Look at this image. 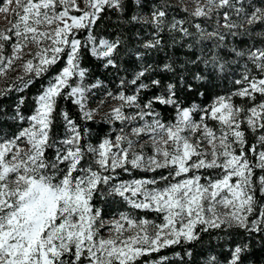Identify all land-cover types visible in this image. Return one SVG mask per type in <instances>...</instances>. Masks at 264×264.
<instances>
[{
  "label": "snow or ice",
  "instance_id": "1",
  "mask_svg": "<svg viewBox=\"0 0 264 264\" xmlns=\"http://www.w3.org/2000/svg\"><path fill=\"white\" fill-rule=\"evenodd\" d=\"M84 3L86 8L82 9L77 0H15L12 27L0 32V42L15 37L9 56L4 55V44L0 43V75L25 55L32 57L23 64L29 79L21 78V91L64 61L41 86L30 116L25 118L17 106V119L28 126L11 138L0 139V264H164L167 257L158 262L142 258L182 241L199 239L198 227L208 231L224 225L249 233L264 232V202L257 196L259 192L264 197V175L256 176V169L264 172V100L244 109L234 105L231 96H220L204 108H182L176 86L169 84L164 92L141 106L139 93L149 87L142 81L137 85L147 71L144 69L129 81L137 85L133 95L120 92L114 97L122 104L110 115L121 123L137 117L144 120L133 134L149 136L153 155H130L133 141L122 135L115 141L105 138L98 145L82 143L87 130L82 132L69 113L58 111L57 105L61 99H70L85 119L92 118L85 104L89 88L83 83L86 71L81 68V49L90 48L91 55L103 59L106 66H117L113 55L118 41H98L92 30L106 9L122 11V0ZM213 6L232 8L237 14L242 10L232 0H207V5L197 6L193 15L206 16ZM73 11L82 14H71ZM164 16L163 11L156 14L158 27ZM224 19L229 20L228 13ZM245 19L250 25L264 21V9H256ZM225 26L237 27L227 23ZM180 30L188 34L187 29ZM81 32L85 33L83 40L78 38ZM31 46L35 51L26 52ZM248 55L264 77V49L249 50ZM220 68L223 69L222 64ZM236 83L245 86L234 95L247 97L250 102L256 100L257 94L264 97V78L246 74ZM151 84L161 87L159 80H152ZM154 103L174 107V121L162 122ZM125 106L140 111L128 117L123 111ZM194 113H200L199 120ZM57 118L64 127L59 137L53 134ZM208 121L216 122V126L210 127ZM243 124L253 134L260 132L255 144L249 145ZM125 143L127 146L123 147ZM117 169L129 173L131 169L169 171L158 179L121 181ZM214 169L219 170L215 175L202 174L203 170ZM162 181L167 183L157 187ZM106 196L119 197L132 209L155 212L162 223L122 213L111 221L108 231L112 234L104 238L100 230L106 221L101 219V210L93 201ZM246 249L247 245L235 247L230 264H240Z\"/></svg>",
  "mask_w": 264,
  "mask_h": 264
},
{
  "label": "trees",
  "instance_id": "2",
  "mask_svg": "<svg viewBox=\"0 0 264 264\" xmlns=\"http://www.w3.org/2000/svg\"><path fill=\"white\" fill-rule=\"evenodd\" d=\"M232 2L242 9L238 15L243 16H250L254 9H262L264 6V0ZM160 11H163L165 16L160 18L158 27L156 14ZM222 12L229 14V20L224 19L220 23L213 13L197 17L188 8L173 0H122V11L106 9L100 14L92 35L97 40L118 41L113 55L117 66H106L103 59L91 55L90 48L81 49V68L86 71L83 83L89 88L86 96L92 100L106 92L113 95L120 92L133 95L142 81L149 87L139 93L141 106L164 92L169 84L176 86V97L182 108H204L211 105L217 97L228 95H232V102L236 106L245 102L247 97L239 99L233 92L240 88V84L236 83L243 76L239 72L240 65H252L249 50L264 49V21L243 25L232 20V16L237 14L235 9L224 7ZM226 23L235 24L237 27H226ZM196 25L200 27L197 28ZM181 28L187 29L188 34L185 35ZM220 36L224 39L220 40ZM78 38L83 40L85 33L81 32ZM147 44L156 46L148 48L145 47ZM238 52L244 55H237ZM63 65L64 61L61 60L52 73L35 79L23 91L20 90L22 77L5 85L0 92V139L11 138L22 127L27 126L26 122L22 123L17 119V106L19 113L25 118L30 116L36 106L35 97L41 91V86L46 85L47 79ZM167 66H170L171 70ZM144 69L147 71L137 85L129 83ZM198 76L200 79H197ZM23 79L28 80V75ZM121 80L124 81L123 87ZM152 80H159L161 87L152 85ZM256 98L254 103L264 100L259 94ZM153 107L162 122L174 121V107L156 103ZM57 108L58 111H67L82 132L87 130L86 140L82 143L98 145L105 138H113L120 126L119 123L108 121L106 118L85 119L79 107L70 99H61ZM134 110L138 109L134 107ZM63 133V123L57 118L53 134L59 137ZM255 143L256 141L251 139L249 145ZM48 155H52L51 151ZM168 171L169 169H159L155 172H144L131 169L130 173H125L123 169H117V175L118 179L123 181L158 179L161 175H167ZM164 183L167 181H162L160 185ZM257 196L264 202V197H261L259 192ZM93 203L101 210V217H112L121 211H130L136 218L151 219L154 216L150 211L132 209L119 197L106 196L104 199H94ZM197 232V240L190 243L182 241L142 259L158 262L161 257H167L164 264H230L235 247L243 248L247 245L246 251L241 254L240 264H264V232L249 233L235 226L224 225L208 231H200L198 227Z\"/></svg>",
  "mask_w": 264,
  "mask_h": 264
},
{
  "label": "rangeland",
  "instance_id": "3",
  "mask_svg": "<svg viewBox=\"0 0 264 264\" xmlns=\"http://www.w3.org/2000/svg\"><path fill=\"white\" fill-rule=\"evenodd\" d=\"M173 1L179 5H182L186 8H188L192 13H194L197 6L204 7L205 5H207V0H173ZM77 3L79 4L80 8H82V9L86 8L84 0H77ZM4 8H7L8 10L4 11L3 10ZM15 9H16L15 0H12L11 3H8V0H1V2H0V32H7L8 29L12 27V23L15 20V16L13 14ZM223 9H224V7L223 8H217V7L213 6L212 10L210 12H208V8H205V11L208 12V14H212V13L215 14L218 17L219 22L222 23V21L224 20V14H225L224 12H222ZM262 9H264V6L262 7ZM255 10L256 9H254V12H255ZM71 14L80 15L82 13L73 11ZM245 17L246 16L236 14V16H232V20H234L236 23H241L243 25H246L248 23H247ZM9 35H11V33H9ZM14 42H15L14 36L12 37V40H9L6 42H0V43L4 44V55L5 56H9L11 54V51H12L11 45ZM34 51H35L34 46H31L29 49H26V52H34ZM31 58H32L31 56L25 55L23 60L16 61L10 70H7L3 75H0V92L4 89L5 85L9 84L11 81H14L16 79H19V78L27 75L24 71L23 64L28 59H31ZM240 68L241 69L239 72L241 75H243L242 78L246 74H248L250 77L255 76L256 78H264V77L260 76L259 72L254 67L253 63L250 67H247L246 65L241 64ZM244 86L245 85L243 83H241L239 89H242ZM238 90L234 91L233 93L237 92ZM118 95L119 94L108 95V92H106V93L102 94L101 97L93 98L92 100H89L88 97L86 96V101H85L86 110L92 112V114H93L92 118H106L108 121L119 123L120 126H119V128L116 129V135L113 138H109V139L115 141V138L118 135H122V136H125L127 140L133 141V148L130 151V155L132 152L143 153L146 157L153 155V142L149 138V136L147 134H142L140 136H136L133 134V129L136 127H142L144 125V120H141V119H139V117H137L135 120L129 119V120H125L123 123H121L120 121H116V120H113L111 118L110 114L112 113L113 109L116 107H120L122 104V102L119 99H114V97H116ZM228 96L232 97V95H228ZM228 96H223V97H228ZM239 99H242V98L239 97ZM263 99H264V97H263ZM253 103L254 102H250L248 99L245 102L239 103L238 107H243L244 109H248V108L253 106ZM123 111H124L125 116L131 117L133 115H136L137 112L140 111V109L135 111L134 107L125 106ZM193 116L195 119L199 120L200 113H194ZM145 120L151 121L152 117H145ZM208 123H209L210 127L216 126V122H214V121H208ZM27 126H25V127H27ZM242 129L245 130V132H246V139L248 140V143H250L251 139H253L257 142V137L260 135V132L253 134L250 130L247 129L246 124L242 125ZM193 142H195V141H193ZM18 143L21 144V147L25 146L22 142H18ZM122 146L126 147L127 145L125 143ZM209 151H210V149H209ZM245 151H247V148L245 149ZM249 156H251V154H249ZM218 171H219L218 169L203 170L202 174L203 175H209V174L215 175V173ZM125 173H129V172H125ZM189 175H191V173ZM259 175H264V172H261L260 169H256V176H259ZM121 181H123V180H121ZM126 181H129V180H126ZM160 186H162V185H160V184L157 185V187H160ZM122 213L131 215L134 218H136L130 211H121L112 217H107V218L101 217V219L106 221V226L101 228V230H100L101 236H103L104 238H108L109 235L112 234L108 231V227H110L111 221L119 219V216ZM153 213H154L153 218L148 219V220L155 221L156 223H162V218L157 213H155V212H153ZM145 219H147V218H145ZM250 219H251V217H250ZM98 226H99V224H98ZM127 234L128 233H126V235Z\"/></svg>",
  "mask_w": 264,
  "mask_h": 264
}]
</instances>
